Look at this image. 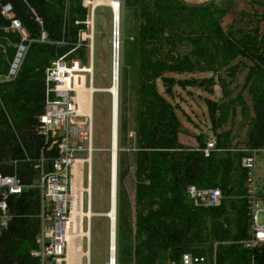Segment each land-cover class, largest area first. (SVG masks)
Returning <instances> with one entry per match:
<instances>
[{"label":"rangeland","instance_id":"1","mask_svg":"<svg viewBox=\"0 0 264 264\" xmlns=\"http://www.w3.org/2000/svg\"><path fill=\"white\" fill-rule=\"evenodd\" d=\"M56 1L58 2L56 12L62 18V36L65 35L70 39V43H56L49 39L41 41L40 38L38 39V32L32 35L30 32L34 26L22 11V6L17 7L19 13L15 17L19 18L22 25L23 35L20 36L26 39L25 48L16 63V74L10 73L14 61L10 68H6L3 64V61L6 62L13 53L9 48L14 45L10 43V38H7L9 40L5 43L0 42V172L15 175L24 182L27 187L24 198L28 203L32 201L29 210L35 216L42 205V172H47L48 166L42 151L44 141L39 135V127L45 112V70L54 60L63 58L72 68L80 71L77 72V75L81 77V81L78 79V84H82L85 88L83 96L86 116L81 117L79 125L85 130L88 126L90 127V130L86 131V136L77 142L79 150L75 154L77 162L74 167L77 176L73 178V184L77 189L78 199L83 203V213L86 214L89 211L91 216L88 220L84 217L75 225L74 230L77 236H74L70 243L69 260L71 259V262L69 264H109L110 221L107 213L111 197L112 95L110 87L114 47L113 12L110 3L113 0H81L87 8L83 21H80L79 11L75 9L76 0ZM238 1H219V7L226 13L232 9L229 15L222 17L221 26L224 30L232 27L245 31L253 30L255 22L259 21L255 18V12L264 10L262 9L264 0H244L245 8L242 12L232 13ZM119 5L117 92L121 130L117 150L115 263L172 264L174 261L170 260L169 249L164 250L157 245V240L152 238L166 232L170 227L172 231L168 232L169 235L177 234L179 239L174 244L177 250H182L183 254L202 257L208 264H215L214 252L212 255L208 252V244L213 240L210 237L214 232L213 226L201 220L194 222L191 217L189 210L191 202L186 199V187L191 184L190 181L182 185L183 189L185 188L182 193L184 200L181 202L184 207L177 209L174 213L165 210V198L170 197V192L157 188L153 182L158 183V179L162 177L169 179V175L166 171L162 172L160 163L150 164L149 162L144 171L137 169L135 163L140 162L129 153L128 149V146L133 147L135 142L127 138L126 131L127 116L132 118L133 115L131 110L138 111L144 106L141 83L146 78L141 71L142 65L147 64V60H169V57H166L167 54L174 58L190 55V59L196 60L198 56L189 54L194 48L192 42L196 40L191 38V31L189 32L186 28V23L178 18V21L173 23L175 33L171 42L158 37L159 40L150 39L138 44V38L143 36L141 28L144 23L138 3L136 0H119ZM184 14L188 16L189 12ZM189 18L191 19V14ZM71 19L77 20L73 22L77 28H71ZM39 23L42 25L41 21ZM5 32H10V28H6ZM242 35L236 32L232 39L240 41ZM206 41L213 49L211 44L214 38L209 36ZM20 47V43L15 45L14 60ZM260 53L259 51L256 55ZM206 54H208L206 57H210L214 55V52ZM249 59L248 56L236 58L230 64L234 69L231 74L226 71L228 70L226 68L217 73L164 75L167 79L172 78L174 82L178 79L179 84L158 79L156 88L159 92L164 93L165 85L172 89L167 99L176 108V114L182 127L184 126L181 130L182 135L187 139L191 137L193 150L201 151L204 139L212 137L216 139V135L224 131L230 133L234 151L248 152L250 150L248 129L251 124L249 121L256 117L252 109L254 106L252 90L261 94V97H258L260 112L257 114L258 119L263 123L259 127L263 128L264 132V76L261 73L250 72V69L255 68L251 64L254 66L259 64L264 68V62L254 64ZM203 66L205 65H201ZM20 69L23 70L26 81L17 85L15 80ZM82 69H88L90 72H84ZM194 74L196 75L193 76ZM207 100L221 106L220 110L216 111L217 117L220 115L227 117L222 128L217 130L219 133L212 129L211 107L206 103ZM243 106L249 112L248 118L244 117L243 108L245 107ZM135 120L139 121L137 116ZM184 147L189 148L188 145ZM261 149L262 147L252 151ZM257 160L264 162L262 150L257 154ZM153 164L157 166L158 172H153L151 175L149 168L151 170L153 166L155 169ZM140 174H142V180H140ZM257 174L264 177V166ZM244 177H246L245 172ZM233 178L236 176L233 175ZM237 178L235 180L237 191L235 211L227 215V220L221 221V225L217 226V230L224 233L225 240L220 243L234 247L231 254H228L230 258H240L243 256V251L248 250L249 264H262V261L253 254L259 253L258 249L249 247L245 243L248 229L243 230V226L247 209L246 203L244 204L242 200L246 193L245 190L243 193L241 186L237 187L241 181L239 177ZM12 206L11 209L13 208L14 212L15 205L12 203ZM25 228L26 226L23 227ZM20 232L21 229L14 234L9 231L0 239V258L6 260L3 263L19 264L13 262L9 254ZM195 232L201 236V239L193 237ZM201 242L203 243L201 250L197 249L196 245H191ZM217 243L219 242H216L215 246ZM178 261L175 260L176 263ZM239 264L245 263L240 259Z\"/></svg>","mask_w":264,"mask_h":264},{"label":"trees","instance_id":"2","mask_svg":"<svg viewBox=\"0 0 264 264\" xmlns=\"http://www.w3.org/2000/svg\"><path fill=\"white\" fill-rule=\"evenodd\" d=\"M136 2L138 3L144 21L141 28L143 36L138 38V44L150 39H157L158 37L171 42L174 38L173 34L175 33L173 23L178 21L179 18L182 19V22L186 23L188 31H191V38L196 40L192 42L194 48H192L189 54H191V56H198L196 60H193L190 59V55L174 58L167 54L166 57H169V60H147V64L144 63L142 65L141 71L146 78L141 83V88H143V90H141V95L144 100V106L138 111L132 112L139 120V129L135 127L130 128L129 126L133 124L136 119L133 115L132 118L127 116L126 123V131H128L129 128V131H134L139 136V143L136 148L137 157L140 159L142 166L149 164V162L150 164L152 162L160 163L162 172L166 171L169 175V179L162 177L158 179V183L153 182L157 185V188L170 192V197L165 198L164 203L165 210H168V212L174 213L177 209H182L184 207V205L181 204L184 200V198H182V193L185 190L182 185L188 183V181L198 187L220 189L223 199L219 207L198 208L191 203L189 207L191 217H193L192 219H194V222H196L195 220H201L211 223L213 226L214 232L210 236L213 240L208 244V252L211 255L214 252L215 264H239L240 259L245 264H249L250 253L248 250H244L242 253L243 256L240 258L235 259L229 257L228 254H231L234 247L220 243L225 240L223 237L224 233L217 230V226L221 225V221L227 220V215L235 211L237 204V198L235 197V193L237 192L235 189V180L238 179L237 177L241 180L237 187L241 186L244 193L243 181L245 177L244 170L241 167L242 158L245 155H251L252 150L264 147V132L263 128L259 127L262 126L263 123L260 122L257 114L260 112L258 97H261V94H257L252 90L253 110L255 111L256 117L249 121L251 124L248 129L250 150L248 152L234 151L231 146L230 133L224 131L216 135L217 150L212 152L209 157H204L201 151L185 148L178 143L177 132L180 124L174 115L171 105L157 94L155 81L157 79H162L164 82L168 80V83H173L174 80L165 78L164 75L168 73H217L227 68L228 70L226 71L231 74L234 72V69L231 68L230 64L236 58L246 56L250 59L254 58L255 47H253V44L255 38L251 35L252 31H245L240 28L235 29V27L224 30L221 26V20L226 12L213 4L190 7L180 0H136ZM57 3L56 0H2L1 6L9 4L12 7V13L15 19V16L19 13L17 7L22 6V11L27 15L34 26L30 33L33 35L38 32V39L40 38L42 32L41 28L43 27L42 29L47 33V41L49 39L51 42H63L64 44H68L70 43V39L65 35L62 36V18L59 17L56 12ZM75 9L79 11L80 21H83L87 11L82 7L81 0H76ZM184 12H189L188 16H186ZM190 14L191 19L189 18ZM17 19L19 18L17 17ZM40 21L42 25H40ZM74 21L77 22V20H70L71 28H77V26L74 25ZM10 24V20L1 14L0 7V42L5 43L9 40L7 38H10V43L12 46L14 45L12 48H9L13 52L10 58L6 62L3 61L6 68H10L13 62L16 52L15 45L19 43L24 45L19 33L12 32L11 30L10 32H5L6 28L9 29ZM236 32L237 34H243L240 41L232 39ZM209 36L214 38L211 44L213 49L210 48L208 41H206ZM171 37L172 39H170ZM141 48H143V46H141ZM213 52L214 55L206 57L208 55L206 53L211 54ZM201 65L205 66L201 67ZM254 67L255 68L250 69V72L261 73L264 76L263 67L259 64H256ZM22 71L23 70L20 69L16 77L15 84L17 85L26 81V76H24ZM166 90H170V87L166 86ZM206 103L211 107L210 118L213 128L221 129L222 125L227 121V117H221L222 115L217 117L216 111L220 110L221 106L209 100H207ZM243 112L244 117L248 118L249 112L246 107L243 108ZM42 151L43 157L48 165V172L51 170L50 160L55 156L54 141L42 144ZM163 164H165V166ZM153 165L155 169L153 166H151V170L149 168L151 175H153V172H158L157 166L155 164ZM233 175H235L236 178H233ZM139 177L140 180H142V177ZM26 193L27 192L23 193L19 197H12L9 199L8 206L13 217L8 230L0 239L9 231L14 234L18 229H21L20 234L17 236V242L10 249L9 258H11L13 262L19 264H38L36 260L30 258L29 251L36 247L35 237L40 227V220L37 216L39 215V211L35 216L31 214L29 206L32 201L29 203L25 201L24 196H26ZM34 195H36V193ZM243 199L242 202L244 201L245 204V197H243ZM188 201L190 200L188 199ZM12 203L15 205L14 212L13 208L11 209V207H13ZM247 220L248 218L245 216L243 230L248 229L249 224ZM24 226H26L25 229H23ZM171 231L172 229L168 227L166 232L157 234L156 237L152 238H155V240H157V245L164 250L169 249L171 255L170 260L175 262V260H180L183 252L182 250H177L174 246L179 239L177 238V234L169 235L168 232ZM204 231L206 232L207 230ZM193 237L198 240L201 239V236L197 232L193 233ZM201 241L204 242L203 240ZM202 242L199 244L192 243L191 245H196L197 249L201 250L203 247ZM216 242L219 243L215 246ZM204 243H206V241ZM258 252L259 253L255 252L253 254L264 264V250H258ZM4 261H6L5 258H0V264H5L3 263Z\"/></svg>","mask_w":264,"mask_h":264},{"label":"built area","instance_id":"3","mask_svg":"<svg viewBox=\"0 0 264 264\" xmlns=\"http://www.w3.org/2000/svg\"><path fill=\"white\" fill-rule=\"evenodd\" d=\"M1 14L10 20V30L22 34V25L12 14L9 4L1 6ZM22 36V42L25 41ZM47 39L46 32H41L40 40ZM16 54L11 72L16 68L24 45L21 43ZM76 70L63 58L54 60L45 70V112L39 127V135L44 143L54 141L55 156L50 160L51 170L42 172L41 190L42 205L39 210V233L36 236V247L29 251L31 259L38 264H69V250L72 238L77 236L73 219L77 222V212L83 210V203L78 199V192L73 184L77 176L74 167L77 162V142L86 136L85 129L79 123L85 113V88L78 84ZM80 72V71H79ZM201 148L204 157H209L216 151V139L209 138ZM264 152V147L261 149ZM261 150L251 151L241 160V167L246 177L245 190L246 209L248 217V236L245 241L249 247L264 250V179L257 177V154ZM42 163L43 160H42ZM43 166V165H41ZM39 167V166H37ZM255 169V170H254ZM27 191L24 182L17 176L0 172V237L8 230L12 215L8 201L19 197ZM186 196L193 206L198 208H217L222 203V192L218 188L198 187L190 184L186 188ZM81 225V224H80ZM172 264H208L202 257L192 254H182L178 263Z\"/></svg>","mask_w":264,"mask_h":264},{"label":"crops","instance_id":"4","mask_svg":"<svg viewBox=\"0 0 264 264\" xmlns=\"http://www.w3.org/2000/svg\"><path fill=\"white\" fill-rule=\"evenodd\" d=\"M182 3H184L185 5H187V6H207V5H210V4H213V5H215L216 7H218L219 9H223V8H220L219 7V5L220 4H218L219 3V1H221V0H180ZM118 4H119V2H118ZM82 7L83 8H85L86 9V11H87V8H86V6L84 5V3L82 2ZM245 8V4H244V0H239L238 1V3H237V5H236V7H235V9L232 11V13H241L242 12V10ZM262 9H264V5L262 4ZM232 10V9H231ZM231 10L228 12V13H226L225 15H229L230 14V12H231ZM257 15V16H256ZM255 18H257L259 21L257 22H255V28L253 29V30H250V31H252V35L254 36V38H255V40H254V44H253V47H255L254 49H255V55H254V58L253 59H249V61L252 63H257V62H264V10H262V11H258V12H255ZM261 52L259 55H256V53L257 52ZM13 61H14V59H13ZM14 63V62H13ZM17 66V65H16ZM251 66L252 67H254V65H252L251 64ZM251 66H250V68H251ZM262 67V66H261ZM12 68V67H11ZM11 68H10V73H12V74H16V68H15V70L13 71V72H11ZM205 74H208V73H211V72H204ZM201 74H203V73H201ZM174 75H176V74H174ZM179 75V74H178ZM181 75V74H180ZM190 75V74H189ZM196 74H194L193 76H195ZM172 79V78H171ZM174 79H175V77H174ZM160 81L162 80V79H159ZM157 81H158V79L155 81V89H156V92H157V94L160 96V97H162L168 104H170L171 105V107L173 108V112H174V115H175V117H176V119H177V121L179 122V124H180V127H179V129H178V132H177V141H178V143L179 144H181V145H188V147H189V149H193L194 148V146H191L192 144H191V137H188L189 139H187L185 136H183L182 135V129H183V127H182V124H181V122H180V120H179V118H178V116H177V114H176V108L173 106V104H172V102H170L168 99H167V96H170L169 94H171L172 93V89L170 88V90H166V85H165V88H164V93H161V92H159L158 90H157V88H156V83H157ZM181 81H184V80H181ZM187 81V80H186ZM174 84L176 83V84H179V80L178 79H175V82H173ZM163 88V87H162ZM117 100H118V96H117ZM247 102V101H246ZM247 105H248V102L246 103ZM252 109H253V107H252ZM133 113L136 111V110H131ZM118 112H119V106H118V103H117V118H116V129H115V141H114V117H113V123H112V128H113V144H112V156H113V159H114V203H115V213H116V189H117V171H118V161H117V150L119 149L118 148V138H119V136H120V130H121V128H120V122H119V116H118ZM131 112V114H133ZM134 116V115H133ZM135 118H136V116H134ZM130 126V128L131 127H135L136 129H139V121H137V120H134V123L133 124H130L129 125ZM128 126V127H129ZM212 129H213V127H212ZM214 131H216L217 132V130H219V129H213ZM217 133H219V131L217 132ZM138 135H137V133H135L134 131H129V128H128V131H127V138L128 139H131V140H133L134 142H135V145L133 146V147H129L128 146V149L130 150L129 151V153L131 154V155H133V156H135V159H138V157H137V147H138V143H139V139H138ZM188 141H190L189 143H188ZM206 140L204 139V142H205ZM111 143H112V135H111ZM116 143V144H115ZM188 143V144H187ZM190 145V146H189ZM115 149V150H114ZM114 150V151H113ZM131 151H133V152H131ZM114 152V153H113ZM116 160V161H115ZM139 160V164L138 163H135V165L137 166V169L138 170H140V169H143V171H144V168H145V166H142V163H141V161H140V159H138ZM264 166V162L263 163H261V161L259 162V160L257 161V167H256V175H257V177H260V178H264V177H262V176H259L257 173L259 172V170L262 168ZM116 171V172H115ZM12 175V174H11ZM142 174H140V176H141ZM38 216V215H37ZM13 217V216H12ZM32 217V216H31ZM116 218V217H115ZM116 221V220H115ZM114 228H115V231H114V234H115V236H116V225H114ZM39 229H40V227H39ZM39 233V232H38ZM38 235V234H37ZM36 235V236H37ZM35 239H36V237H35Z\"/></svg>","mask_w":264,"mask_h":264},{"label":"bare ground","instance_id":"5","mask_svg":"<svg viewBox=\"0 0 264 264\" xmlns=\"http://www.w3.org/2000/svg\"><path fill=\"white\" fill-rule=\"evenodd\" d=\"M110 6L112 8V12H113V28H114V32L117 30V38L119 37V22H120V5L116 2V1H111ZM117 28V29H116ZM119 39V38H118ZM117 39V54H116V50H115V46H116V39L114 36V47H113V63H112V72H111V87H110V93L112 95V110H111V120L113 123V117H114V112H115V95H116V87L115 84L117 82L118 85V67H119V60H118V50H119V40ZM117 57V66H115V58ZM18 62V60L16 61V63ZM84 72H90V70L88 69H82ZM87 101V100H86ZM113 127V126H112ZM112 144H113V128H112ZM116 144V143H115ZM115 150V149H114ZM113 150V151H114ZM114 153V152H113ZM116 161V160H115ZM114 159L113 156H111V171H110V177H111V197H110V208H109V212L107 213V216L109 218L110 221V230H109V264H112L111 262L114 259V263H115V253H116V236L114 234L115 228V203H114ZM90 172V171H89ZM116 172V171H115ZM91 175V174H90ZM91 179V178H90ZM88 191V190H87ZM116 199V198H115ZM78 215V220L79 222L82 221V219L85 217L90 218L91 216V212H87L86 214L83 213L82 211H78L77 212ZM77 221L75 219H73V226L75 228Z\"/></svg>","mask_w":264,"mask_h":264},{"label":"water","instance_id":"6","mask_svg":"<svg viewBox=\"0 0 264 264\" xmlns=\"http://www.w3.org/2000/svg\"><path fill=\"white\" fill-rule=\"evenodd\" d=\"M114 1H116L117 3L119 2V0H114ZM117 29V28H116ZM117 30L114 32V36H115V39H116V46H115V50H116V54H117ZM115 66H117V57L115 58ZM115 87H116V95H115V112H114V141H115V129H116V118H117V103H118V100H117V96H118V92H117V90H118V85H117V82H116V84H115ZM205 147V144H203L202 146H201V148H204ZM112 264L114 263V259H113V261L111 262Z\"/></svg>","mask_w":264,"mask_h":264}]
</instances>
